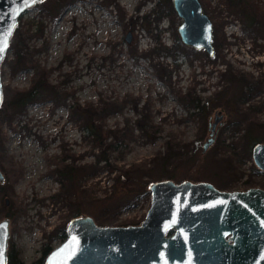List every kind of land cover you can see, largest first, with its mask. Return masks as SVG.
I'll list each match as a JSON object with an SVG mask.
<instances>
[{"label": "rangeland", "instance_id": "374dc122", "mask_svg": "<svg viewBox=\"0 0 264 264\" xmlns=\"http://www.w3.org/2000/svg\"><path fill=\"white\" fill-rule=\"evenodd\" d=\"M43 1L25 9L16 25L26 43V63L12 69V34L2 65L4 100L28 87L42 69L51 83L66 91L58 104L51 99L33 102L19 116L9 118L0 110V160L20 172L15 181V173H3L7 185L0 187V206L6 198L13 202L9 238L22 261L40 264L42 243L54 246L61 241L77 208L76 197L83 204L81 214L92 215L98 224H134L143 219L150 203V191L140 182L167 178L169 173L175 181L208 180L227 190L253 183L264 188V171L254 164L246 136L247 130H254L264 137L260 21L248 24V17L226 0H200L212 20L213 38H220L209 55L181 40L180 49L162 47L172 46L181 20L170 9L171 1L157 6V0H63L57 16ZM251 2L264 13V0H245L243 7L253 15ZM140 14H148L147 27L141 19L131 21ZM189 89L216 101L206 118L191 113L179 98V91ZM221 90L225 97H220ZM101 100H117L119 106L104 119L106 125L132 128L123 155L110 153L116 168H132L129 176L136 190L126 194L117 191L119 170H110L98 158L99 149L84 129L85 113L80 119L75 116L77 104L86 109L89 101ZM138 110L149 116L147 132L135 122ZM210 137L213 141L207 142ZM167 153L170 157L161 166ZM63 157L75 167L66 182L77 183L76 197L61 185L55 171ZM10 184L13 190L4 194Z\"/></svg>", "mask_w": 264, "mask_h": 264}, {"label": "water", "instance_id": "95a60500", "mask_svg": "<svg viewBox=\"0 0 264 264\" xmlns=\"http://www.w3.org/2000/svg\"><path fill=\"white\" fill-rule=\"evenodd\" d=\"M40 1L0 0V107L2 65L11 36L20 15ZM172 5L181 19L179 39L213 54V23L200 0H172ZM251 153L264 171V141L256 142ZM3 177L0 169V181ZM148 189L150 203L139 223L98 224L89 214L72 216L65 237L45 254L43 264H264L263 187L227 190L208 180L167 177L149 181ZM9 224V216L0 218L3 264Z\"/></svg>", "mask_w": 264, "mask_h": 264}, {"label": "trees", "instance_id": "16d2710c", "mask_svg": "<svg viewBox=\"0 0 264 264\" xmlns=\"http://www.w3.org/2000/svg\"><path fill=\"white\" fill-rule=\"evenodd\" d=\"M62 1L63 0H45L43 1L46 9L50 12L51 15L57 16L61 11H62ZM171 1L172 0H167ZM228 4L231 6V9L234 11H238L241 14H244L246 17H248V24H253L258 23L260 21V25H264V13L260 12V8H257V6L251 2V6H254L251 8V11L254 10L253 15L250 14V11L243 7L245 0H226ZM164 2V0H157V6H160V4ZM240 4H242L240 6ZM238 7L239 10H236V7ZM172 6H170L171 9ZM256 8V9H254ZM174 9V8H173ZM139 19H141V22L146 23L145 27H147L150 22L148 19V14H140L135 16L134 19H132V22H136ZM262 22V23H261ZM15 27L14 32H13V37L15 38V57L12 59L11 66L14 71H16L19 67L24 65L26 63V52L24 51V48L26 47V43L23 42L22 38L20 37V33H18V29ZM220 41V38L215 36L213 38V43L215 46H218ZM180 39L179 35L176 29V33L174 34V38L172 41V46H168L166 44L162 43V47L167 49V50H176L182 48L181 45H179ZM5 60V59H4ZM43 73L40 74H35V77L32 81V83L23 89H17L15 90L10 98L8 99H3L2 104L0 107L1 114L7 115L9 118L15 117L22 115L24 111L26 110L27 105L33 102H42L46 99H51L53 101V104H58L60 100L63 99V96H65L66 91L62 90L58 84H53L47 79V70L42 69ZM226 72H223L222 74H225ZM234 77L236 78V74H233ZM232 75V76H233ZM242 90V87L240 91ZM226 92L221 90V95L220 97H225ZM179 98L183 102V104L189 108L191 113H195L200 115L203 118H206L213 107H215L217 104L215 103L216 101H210L211 99H206L201 96V94H197L196 92L192 91L191 89L185 91V92H178ZM227 98V97H226ZM227 100V99H226ZM116 101L117 100H112V101H105L101 100L97 103L89 101L86 104V109L82 107L80 104H77L75 116L77 118H82L83 113L84 115V129L86 130V133L91 136L93 139V146L97 147L99 149V156L98 158H102L105 161V164L109 165L110 170H119L116 178L118 180V188L117 191L126 194L128 192L136 190L134 187V183L131 181L129 174L132 172V168L127 167V166H119V168H116L117 164L115 163L116 160L110 158V153L112 151H119L121 155L122 154V149L125 147V145L128 143L130 140V137L133 136L132 128L130 126H117L115 124L113 127L106 125V122L104 119L107 117V115L110 112L116 111L119 106H116ZM139 116L136 118L135 122L139 124L140 128L142 130H145L147 132L148 125L147 121L149 119V116L145 114L142 110H138ZM79 118V119H80ZM246 136H247V146H248V151L251 152L253 145L256 142L259 141H264V137L262 134L258 131L254 130H247L246 131ZM170 153H167L163 157H161V162L159 163L161 166L165 163L167 160ZM121 157V156H120ZM65 159L64 157L61 159V161H58V165L55 168V171H57L60 175L61 179V185L65 188H68V191H72L76 194L78 193V185L75 183V181H71V185H67L66 180H70L71 177L74 175V170L75 167L72 164H68L66 162H63L62 160ZM14 163V162H12ZM157 161L155 160L152 164L157 165ZM14 164L7 165L3 160H0V169L4 174L10 172H13L16 174L15 177L11 178L13 181L17 179V177L20 175V172L17 171V169L14 167ZM256 169L257 167L253 165ZM7 167L10 168V170L7 169ZM154 167V166H153ZM258 170H260L258 168ZM161 171V170H160ZM161 173V172H158ZM172 174H168L167 177H172ZM72 180V179H71ZM74 180V179H73ZM147 181H141L140 184H142V187L144 188L145 191H148ZM7 185L6 179L4 176L3 181H0V187H3ZM257 183L249 184V186H256ZM12 185L10 184L9 191H7L4 194H7L8 192H11L13 189L11 187ZM76 206L77 208L75 209L73 215H78L84 212V208H82L81 205L82 201L76 197ZM2 205L0 206V217L3 216H14L15 214V209L14 205L11 199H9L8 202H6V199H3ZM65 237V229L62 230L61 234V240ZM53 245L50 244L49 241H46L42 243L41 246V256L38 258L37 262L40 264H43L44 262V256L45 254L51 249ZM19 249L15 246L13 241L11 240V237L8 240V249H7V254H8V259H7V264H28L22 261L19 256ZM36 262V263H37ZM35 262L31 263L34 264ZM30 264V263H29Z\"/></svg>", "mask_w": 264, "mask_h": 264}, {"label": "snow or ice", "instance_id": "6c2138e0", "mask_svg": "<svg viewBox=\"0 0 264 264\" xmlns=\"http://www.w3.org/2000/svg\"><path fill=\"white\" fill-rule=\"evenodd\" d=\"M0 51H2V48H0ZM77 243H78V242H77ZM0 264H3L2 254H0Z\"/></svg>", "mask_w": 264, "mask_h": 264}]
</instances>
